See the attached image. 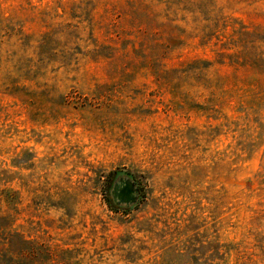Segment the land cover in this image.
<instances>
[{
    "label": "rangeland",
    "instance_id": "374dc122",
    "mask_svg": "<svg viewBox=\"0 0 264 264\" xmlns=\"http://www.w3.org/2000/svg\"><path fill=\"white\" fill-rule=\"evenodd\" d=\"M0 264H264V0H0Z\"/></svg>",
    "mask_w": 264,
    "mask_h": 264
},
{
    "label": "water",
    "instance_id": "95a60500",
    "mask_svg": "<svg viewBox=\"0 0 264 264\" xmlns=\"http://www.w3.org/2000/svg\"><path fill=\"white\" fill-rule=\"evenodd\" d=\"M131 189H130V186L129 184L126 182L124 187H123V190L121 191L122 193L126 194V199L125 201L128 203L132 200V197L129 195L131 193Z\"/></svg>",
    "mask_w": 264,
    "mask_h": 264
}]
</instances>
